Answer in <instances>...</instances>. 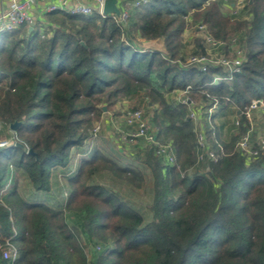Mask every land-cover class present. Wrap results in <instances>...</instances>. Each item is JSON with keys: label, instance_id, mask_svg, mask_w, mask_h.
<instances>
[{"label": "trees", "instance_id": "1", "mask_svg": "<svg viewBox=\"0 0 264 264\" xmlns=\"http://www.w3.org/2000/svg\"><path fill=\"white\" fill-rule=\"evenodd\" d=\"M234 1L151 0L131 8L126 24L53 11L43 31L24 24L0 34V140H7L0 147V242L10 238L19 251L14 261L0 251V264H264V154L249 160L236 148L238 134L224 138L202 114L215 159L199 160L201 127L190 105L171 95L191 85L195 103L207 109L218 102L220 111L264 98V0H247L228 16L223 5ZM189 19L216 39L239 36L245 59L231 82L213 85L219 69L185 65ZM141 39H163L166 52L143 50ZM197 47L193 54L205 53L201 40ZM136 95L152 109L155 139L140 149L154 182L150 220L102 183L108 174L141 187L144 170L101 151L69 173L71 193L59 206L27 200L16 184L6 188L15 181L12 164L35 190L50 191L53 169L68 167L104 106ZM163 144L173 147L174 164L158 154ZM82 239L95 244L92 253Z\"/></svg>", "mask_w": 264, "mask_h": 264}, {"label": "built area", "instance_id": "2", "mask_svg": "<svg viewBox=\"0 0 264 264\" xmlns=\"http://www.w3.org/2000/svg\"><path fill=\"white\" fill-rule=\"evenodd\" d=\"M151 0H119L118 7L120 14H109L121 24H126L129 18V11L131 8L139 7L149 3ZM238 8H234L233 3L226 5L233 9L235 14L238 9L243 8L246 5L247 0H235ZM106 0H8V6L4 9H0V34L6 31H12L20 26L27 24L31 28H38L44 30L48 25L46 19L41 20L37 15L32 12V5H40L42 7V13H48L53 11H63L72 15L79 16H92L97 15L100 17H106L104 13V6ZM226 14V13H225ZM199 29L204 31L203 40L205 53L192 54L191 57H187L185 61L186 66L196 67L201 71H208L211 69H219L220 72L213 73L212 84L216 85L220 82H231L234 75L240 73L242 70L243 62L245 59V50L241 45L239 36L236 35L229 41L216 39L209 31L206 24H198ZM149 49V47H148ZM143 50H147L143 47ZM234 54V57L230 58L228 55ZM191 85H187L184 89H179L181 96L177 98L181 103L190 105V116L195 121L198 127L203 126L202 114L204 119L209 124H214L216 117L224 115L225 110L220 111L221 105L218 102L213 103L210 107L205 109L201 105H198L190 97ZM234 105V104H231ZM231 105L229 107H231ZM238 111L234 116L231 125L238 134L236 142V148L240 150L249 160H253L259 155L264 154V132L259 136H255V126L257 115L264 118V98L253 99L250 104L244 107V109H238L236 105L232 106ZM244 117V120L242 119ZM124 120L126 125L130 128L127 132L130 142H135L138 139H144L145 142H151L155 139V136L151 133V122L149 116L144 108H136L127 110L124 113ZM243 121H246L243 123ZM246 127V130L241 133V128ZM100 125H96L92 130L90 137L85 141H93L98 137L100 132ZM199 143L202 151L199 154V160H203L205 156L215 159L214 150L207 148L206 137L201 127L199 134ZM84 145H87L85 144ZM7 142L0 143V146L6 145ZM206 151V152H205ZM158 154L163 156L170 164L176 162V155L173 147L170 144H163L159 146ZM13 171V165H10ZM72 173V172H70ZM11 182V180H9ZM8 182V183H9ZM4 242H0V251L4 259H10L14 261L19 258V251L11 242L10 238H5ZM7 245V248H4Z\"/></svg>", "mask_w": 264, "mask_h": 264}, {"label": "rangeland", "instance_id": "3", "mask_svg": "<svg viewBox=\"0 0 264 264\" xmlns=\"http://www.w3.org/2000/svg\"><path fill=\"white\" fill-rule=\"evenodd\" d=\"M236 4H237L236 1H234L233 2V6H234L233 9L239 7ZM233 9H231L227 5L225 7H223V11L228 16L233 15L232 14L234 11ZM198 24H201V23L194 22L192 19L187 20V24H186L185 30L183 32V35H182V38H183V40H182V42H183L182 53L185 54L186 57H191L194 50H196V49L199 50V48L197 47V44H198V42H200V40H201V43L204 44V40H203L204 31L199 29ZM150 41H152V43H151L152 46L150 44H149L150 46L147 45L148 42H150ZM137 42L140 44V46L142 48L145 47L147 50L149 47V50H151V51L157 50V51H160L162 53L166 52L163 39H159V40L141 39V40H138ZM228 56L230 58H232V57H234V54H229ZM171 95L174 99H176V98H179L181 96V92L179 89H176V90H173L171 92ZM124 99H129V98H124ZM124 99L120 100L119 102L123 101ZM147 101H148L147 99H142V102L140 104L138 103V101H136L135 104L131 103V104L127 105L126 110L122 109L121 107L120 108L115 107V109L110 108L109 110H107L106 106H104V113L101 116V118L94 123L93 128L91 129V132L96 125L101 126L100 132H101V130H103L105 128V126L102 122V119L104 118V115L105 114L107 115L108 113H115L116 115L118 113V115H123L124 111L122 112V110L127 111V110L136 109V108H144L148 114V111L151 112L152 109H149V107L147 105ZM232 106H234V105H231L230 108H227L225 110L226 111L225 113H227V114L224 115L225 120L223 119L224 121H228V123L226 122V125H227L226 131L224 132L226 137H229L230 134L232 135V133H235V130L231 125L232 119H233L234 114H235V110ZM156 107H159V105L157 104L156 106H154V108H156ZM148 116L150 118V113L148 114ZM217 120H218V122L220 121L219 118ZM223 120H221L220 122H223ZM261 131L262 130H260V132ZM100 132H99V134H100ZM127 132L124 134V136L129 143H132L128 139ZM0 133H1V127H0ZM99 134H98V136H99ZM258 134L259 133H256L255 136H258ZM115 137H117V134H115ZM114 138L112 140H114ZM137 141H140V139H138ZM2 142H7V140H0V143H2ZM0 147H3V146H0ZM134 149H135V147H134ZM134 149H132V150L134 151ZM72 157H74L73 154H71V158ZM10 165H12V164H10ZM78 167L75 168V171L72 172L73 175L77 173ZM143 167L145 169V171H144L145 181L141 187H136V186H134V185H132L126 181L113 178L112 176H110L108 174H106V176L102 179V183H104L107 188L118 189L120 191L121 197L125 201H127L131 205H133L136 209L140 210L143 213L145 220L148 221V220H150V218L152 216L151 204H152V199H153V184H154V182H153V176H152L151 171L149 169H147L145 166H143ZM67 168L68 167H64L63 170H60V172L58 174L60 179L57 180L58 182L56 185L57 186L56 190H57V192L62 193V198H63L64 202H66V200L68 199V197L70 196V193H71V188H70V185L68 182V175L71 172V170L69 171V169H67ZM13 171L15 174V178H14L15 181L7 183L6 188H9L11 185L16 184V185H18L19 190H22L24 193L29 194L28 191H31L33 188L31 182L27 179V177L25 176V174L21 170L18 172L14 168ZM15 172H17V173H15ZM66 172H67V174H66ZM97 178L100 179V177H97ZM53 189H55V188H53ZM73 219H74L73 217L68 215V221L69 222H72ZM82 240H83L82 245H83L85 251H87L88 253H92V251L95 248V244H93V243L87 244V243H85L84 239H82ZM97 244H99V243H97Z\"/></svg>", "mask_w": 264, "mask_h": 264}, {"label": "crops", "instance_id": "4", "mask_svg": "<svg viewBox=\"0 0 264 264\" xmlns=\"http://www.w3.org/2000/svg\"><path fill=\"white\" fill-rule=\"evenodd\" d=\"M21 1H27V0H21ZM7 6H8V0H0V9H4ZM32 12L35 15H37L41 20L46 19L45 13H42V7L40 5L38 6L36 4H33ZM151 43L152 41L148 42L147 45L149 44L151 45ZM136 101H138V103L140 104L142 102V95H136L132 98L124 99L123 101L119 102L116 107L117 108L121 107L122 109L126 110L127 105L131 103L135 104ZM125 110H122V112L124 111L123 115H118V113L117 115L115 113H108L107 115L106 114L104 115L102 122L105 128L101 130L99 136L96 139H94L93 141H89V143H85L87 145H82L80 147L73 148L71 154H73L74 157L71 158L70 164L68 165L67 169L71 170L72 172L75 171V168L79 166V163L83 158H89L93 155L95 151H101L109 156L114 157L122 165L138 167L145 171L143 167L145 166V164L143 163L140 157L142 154L140 149L143 146V144H145V141L144 139H140V141L136 140L135 142L129 143L125 138L124 134L130 129L126 125V122L124 120V113L126 112ZM237 113L238 111L235 110L234 116L237 115ZM226 114L227 113H225L224 115ZM224 115L221 116L218 115V117H216L214 121V124L219 127V131L222 132V135L224 136V138H226L224 132L226 131V126H227L226 122L228 123V121H224L225 120ZM218 118L220 119V121L224 119L223 122L220 121L218 122L217 120ZM256 120L257 121L255 126V134L259 133L258 134L259 136L261 133L264 132V118H261L259 115H257ZM260 130L262 131L260 132ZM115 134H117V137H115ZM113 138L114 140H112ZM132 149H134V151ZM146 168L148 169V167ZM63 169L64 167H56L55 169H53L51 176L50 191L48 192L37 191L32 186L33 187L32 190L28 191L29 194L24 193L22 190H20V192L24 195V197L27 200L32 202H44L50 206H55V207L61 205L62 203H64V200L62 198V193L57 192L56 185L58 182L57 180L60 179L58 174L60 170ZM70 175H73V173H71Z\"/></svg>", "mask_w": 264, "mask_h": 264}, {"label": "water", "instance_id": "5", "mask_svg": "<svg viewBox=\"0 0 264 264\" xmlns=\"http://www.w3.org/2000/svg\"><path fill=\"white\" fill-rule=\"evenodd\" d=\"M118 2H119V0H106L105 6H104V13L106 15H109L111 13H115V14L119 15L120 9L118 7ZM20 124H21V122H19V121L11 123L10 124L11 131H16ZM18 144L22 145L21 143H18ZM28 153L34 154L32 149H28Z\"/></svg>", "mask_w": 264, "mask_h": 264}]
</instances>
